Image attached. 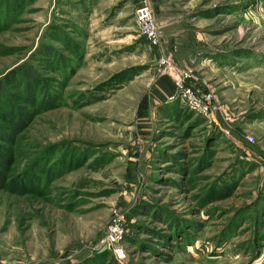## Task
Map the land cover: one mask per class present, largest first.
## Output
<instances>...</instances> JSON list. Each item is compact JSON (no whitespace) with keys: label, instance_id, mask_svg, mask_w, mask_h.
I'll return each instance as SVG.
<instances>
[{"label":"rangeland","instance_id":"rangeland-1","mask_svg":"<svg viewBox=\"0 0 264 264\" xmlns=\"http://www.w3.org/2000/svg\"><path fill=\"white\" fill-rule=\"evenodd\" d=\"M144 4L168 67L141 37ZM263 9L0 0V264H264V67L199 58L264 52ZM170 21L189 32H166ZM185 74L214 96V116L176 96ZM115 218L124 232L110 244Z\"/></svg>","mask_w":264,"mask_h":264},{"label":"built area","instance_id":"built-area-1","mask_svg":"<svg viewBox=\"0 0 264 264\" xmlns=\"http://www.w3.org/2000/svg\"><path fill=\"white\" fill-rule=\"evenodd\" d=\"M134 17L138 24L140 34L143 40L147 43L150 48L155 49L158 52V61L160 65L168 67V65H170V58L161 55L162 40L159 35V29L157 28L154 22L152 13L148 5L144 4L136 8ZM189 78H193V82L188 80ZM196 89L197 88L195 85V77H192L189 74H185L184 79L180 78L178 80V92L176 96L181 100L183 104H185L189 109L195 111L197 114L203 115L208 118L214 116V96L210 93H204L202 95H199ZM220 114L222 115L221 110ZM211 122L218 123L219 121ZM248 139L250 141L253 140V138L251 137ZM121 222L122 221L120 219L115 218L110 224V236H108V242H110V244H114L120 240L119 238L124 232L122 226L120 225Z\"/></svg>","mask_w":264,"mask_h":264},{"label":"crops","instance_id":"crops-1","mask_svg":"<svg viewBox=\"0 0 264 264\" xmlns=\"http://www.w3.org/2000/svg\"><path fill=\"white\" fill-rule=\"evenodd\" d=\"M228 7L232 9L231 5L228 6ZM228 7H225L226 9H221L224 12V13H221V14H219V13L216 14L214 9L210 10L209 11L210 14H206V16H207V17H205V18H207L206 20L215 19V17H220L222 15L227 14L228 12H230ZM227 9L229 10L228 12H226ZM221 10H219V12ZM263 12H264V9H263ZM258 15H260V17H261V13L260 12H259ZM262 17H263V20H264V14L262 15ZM202 18H204V17H202ZM202 20H204V19H202ZM169 23L171 24L172 27L174 26L175 28H174V30L172 28L171 31L165 29V31L169 32V33H172L173 36H178V35H174V34H178L180 31L189 32L188 29L177 28V25H178L177 22L170 21ZM190 30H193V29L191 28ZM252 51H253V53L251 52L248 55H245V51H242L243 53L238 52V51H234L232 54L229 53L230 55H222V54H219L218 52H214V48L209 47V49L205 50V53H204L203 56H202L203 53H200V56H199L200 61H201V66L200 67H202V65H205L206 68L209 67V68H211L213 70H220V69H224V68H230L231 69L230 66L240 65V68H237L238 74H242V72H244L246 69L251 68V67H254L255 69L257 68V66L264 67V52L263 51H258V50H256V51L252 50ZM234 61H236L237 63L233 64ZM242 66L244 67V69H243ZM201 77L204 80H206V79L210 80V77H213V75L207 73V74H201ZM196 88L198 89L197 84H196ZM199 89L202 91V89L200 87H199ZM174 92H175V88L174 87L170 88V89L168 88L167 89L168 97L170 95H173ZM168 97H166L165 99L161 98L162 102H164L163 105L166 106V110H168L169 112H174L175 111L176 113H178L177 112V110H178L177 105L178 104L173 102V101L167 100ZM161 105L162 104H160L159 107ZM259 260H261V262H262V258H260Z\"/></svg>","mask_w":264,"mask_h":264},{"label":"trees","instance_id":"trees-1","mask_svg":"<svg viewBox=\"0 0 264 264\" xmlns=\"http://www.w3.org/2000/svg\"><path fill=\"white\" fill-rule=\"evenodd\" d=\"M23 77L24 78L25 77H28V78H30L31 81L34 78V76L30 75L29 72H24L23 73ZM31 81L29 83H31ZM29 83H27V84H29ZM4 90H5V88L3 86H1V84H0V98H2V99H5V97L8 96V94H6V92ZM13 111L17 112L16 110H13ZM13 111L9 109L7 112H5V115H6V117H9L8 118V121H10V122H12L14 119H16L18 121V118L17 117L14 118L15 112H13ZM19 118H20V116H19ZM1 128H2V126L0 125V130H1Z\"/></svg>","mask_w":264,"mask_h":264}]
</instances>
